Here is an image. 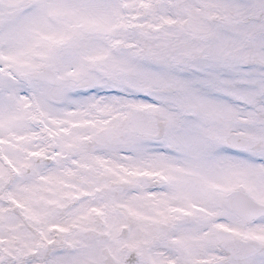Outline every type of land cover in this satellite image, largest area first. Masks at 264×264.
<instances>
[{
	"label": "snow or ice",
	"instance_id": "snow-or-ice-1",
	"mask_svg": "<svg viewBox=\"0 0 264 264\" xmlns=\"http://www.w3.org/2000/svg\"><path fill=\"white\" fill-rule=\"evenodd\" d=\"M0 264H264V0H0Z\"/></svg>",
	"mask_w": 264,
	"mask_h": 264
}]
</instances>
